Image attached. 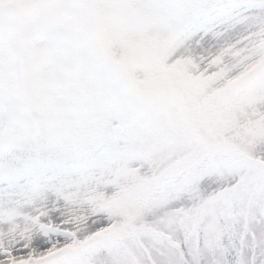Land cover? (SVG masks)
I'll return each instance as SVG.
<instances>
[{
    "label": "snow or ice",
    "instance_id": "6c2138e0",
    "mask_svg": "<svg viewBox=\"0 0 264 264\" xmlns=\"http://www.w3.org/2000/svg\"><path fill=\"white\" fill-rule=\"evenodd\" d=\"M0 264H264V0H0Z\"/></svg>",
    "mask_w": 264,
    "mask_h": 264
}]
</instances>
